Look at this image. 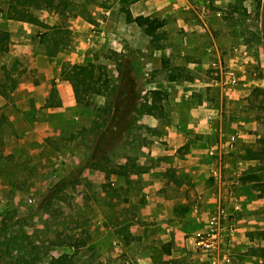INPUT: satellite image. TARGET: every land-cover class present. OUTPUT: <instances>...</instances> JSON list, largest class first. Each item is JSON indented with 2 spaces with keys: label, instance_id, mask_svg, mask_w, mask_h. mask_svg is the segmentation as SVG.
I'll list each match as a JSON object with an SVG mask.
<instances>
[{
  "label": "crops",
  "instance_id": "obj_1",
  "mask_svg": "<svg viewBox=\"0 0 264 264\" xmlns=\"http://www.w3.org/2000/svg\"><path fill=\"white\" fill-rule=\"evenodd\" d=\"M2 1L0 23L5 21L10 33L7 65L19 64L9 104L21 109L18 116L34 122L35 126L29 125L23 130L15 125L18 132L0 134V142L4 144V139L7 142L11 139L10 149L23 146L35 154L32 150L43 145L44 135L58 138L59 143L53 145L56 147L51 152L58 148L54 154L61 161L58 163L60 175H66L74 167L80 168L79 176L86 175L93 183L104 182L106 173L102 164L105 162L95 158L93 161L98 164L87 163L84 152L98 149L97 144L85 135V130L84 134L74 131L71 124L78 125L83 114L97 119L104 98L99 93H89L78 103L71 83L61 76L62 66L81 71L93 61L94 51L111 49L120 57L132 53V64L140 62L151 68H161V55L169 56L178 49L182 53H195L186 45L190 39H178L176 46L166 43L147 47L142 42L145 37L154 38L146 35L135 22H126L123 14L127 10L132 16L157 17L166 31H169L166 19L173 11L191 9L198 15L200 20L180 18L178 23L187 30H197L199 39V32L204 35L199 67L184 75L171 74L162 81L149 80L147 87L164 91L171 101L170 107L163 104L167 111L163 116L140 112L135 118L144 131L135 161L139 169L127 174L130 179L127 180L130 182L127 197L133 211L125 216L130 233L126 244L129 246L132 240L143 239L152 229L153 232L159 229L164 242L169 243L167 258H182L187 264H199L195 263L198 259L206 264L203 255L196 252L190 255L189 252H194L191 235L206 226L212 212L222 209L234 226L231 236L233 264H264V191L258 185L264 184V157L258 154L263 147L248 145L251 136L257 135L244 130L245 118L240 110L243 97L252 87L264 89L263 44L259 46L257 76L251 73L250 66L255 59L254 49L242 43L231 53H223L217 41L221 38L226 41L228 37L215 36L209 30V19H204V11L198 12L200 8L205 9L206 4L200 3L199 8L191 0H116L96 19L99 25L75 16L69 26L72 40L65 45L58 40L57 48L47 50L41 30L51 29L49 38L60 37L54 34L55 29L45 27L59 25L57 16L35 9L39 15L31 22L7 18V4ZM218 7L217 13L222 15V5ZM212 59L234 68L238 82L228 88L213 83L209 68ZM110 62L118 72L121 64ZM203 71H209V78ZM51 89H55L53 94ZM147 101L152 104V97ZM57 121L63 123L58 125ZM45 130L49 132L44 133ZM5 152L7 149L0 146V153ZM127 163L124 157L122 165L127 166ZM111 174L117 175L113 171ZM134 180L138 181L136 187ZM147 258L150 259L143 254V261Z\"/></svg>",
  "mask_w": 264,
  "mask_h": 264
},
{
  "label": "rangeland",
  "instance_id": "obj_2",
  "mask_svg": "<svg viewBox=\"0 0 264 264\" xmlns=\"http://www.w3.org/2000/svg\"><path fill=\"white\" fill-rule=\"evenodd\" d=\"M8 1L2 2L7 4ZM58 1L55 0V3ZM115 1L60 0L58 8L62 11L41 8L43 12L47 11L50 15L57 16L58 27L61 29L59 32L61 36L55 38H49L51 29L41 30L40 36L46 49L57 48L58 40L64 45L72 40L69 26L77 15L99 25L96 19L102 17L104 8ZM191 1L199 8L200 3L206 4L205 9L200 8L198 12L204 11V19H209V30L215 36L228 37L226 41L223 38L217 41L224 54L231 53L242 43L254 49L255 59L250 65L251 73L258 76L259 46L261 44L264 46V0ZM217 4L222 5L220 9L222 15L217 13L219 8ZM28 9L35 18L38 17L39 13H35L32 6ZM192 12L191 9L178 13L173 11L166 19V22L169 21L167 23L169 31L163 29L162 25L156 31L157 37L154 36V39L145 37V41H142L147 47H153L166 43L176 46L178 39L184 37L190 39L186 45L195 50H192L195 53H182L179 49L176 53H169V56L163 53L161 68L153 66L151 68L140 62L132 64V53L120 57L111 49H98L93 52L91 61L93 77L91 79L87 77L86 81L90 79L93 88L101 90L102 94L99 95L104 98V105L97 119L92 118L90 114H83L82 121L76 126L74 122L71 126L74 131L83 134L85 130V135L93 139V144L100 146L90 152L88 149L84 152V159L88 164H98L93 160L102 159L98 153L104 147L101 144H106L107 160L102 164L106 173L104 182L93 183L86 175L80 177L81 169L75 167L68 172L63 170L66 175L61 176L58 164L61 161L54 154L58 148L51 152L52 148L56 147L53 145H58V138L53 139L50 135H44L43 145H38L32 150L35 154H31L30 150L23 146L16 145L10 149L11 139L8 142L4 139V144L0 142V146L7 149L5 154L0 153V264H187L182 258H167L165 250L169 243L164 242L159 229H155V232L152 229L149 236L146 234L143 239L132 240L128 246L126 241L130 239V233L125 216L133 211V205L128 202L127 197L130 183L127 181L129 179L127 174L128 171L135 172L139 169L135 161L139 157L140 136L144 131L142 125L139 126L135 122V118L145 108L143 104H149L147 99L150 97L155 98L152 112L157 115L163 116V113L167 112L164 105L169 108L171 104L164 91L153 94L147 83L153 79L155 81L168 79L171 74L184 75L189 70H195L202 62L203 33L199 32L201 36L199 39L195 33L197 30H187L178 23L180 18L184 21H195V18L200 20L198 15ZM0 30L8 31L5 21H1ZM141 30L143 31L142 28ZM168 38L172 39L167 41ZM197 56L198 59H194ZM7 59L6 52H1L0 134L10 135L18 132L15 125L25 130L29 125L35 124L19 117L21 109L9 104L13 98L11 94L13 89L10 90V87L13 80L17 79L19 64L13 62L8 66ZM110 61L121 64L118 72L114 71ZM190 62L195 65L191 67L188 64ZM64 66L69 68L68 65ZM203 72L209 78V71ZM97 75L101 78L95 80ZM104 78L108 80L106 85L103 83ZM4 85L6 86L3 87V93L1 90ZM77 86L82 89L84 85L78 82ZM123 87L128 93L122 96L120 89ZM252 89L253 87L243 97L240 106L245 118L244 130L257 135L251 136L248 145L264 147V95L257 94ZM84 95L81 91V97ZM51 98L55 96L51 95ZM117 105L121 107L116 108ZM11 115L12 119H9ZM115 116L117 118L114 119ZM61 123L63 122L57 121L58 125ZM112 123L118 128L111 130ZM46 132L49 130L44 131ZM124 157L128 160L126 168H122ZM112 171L117 175L111 174ZM137 182L134 180L135 187L138 185ZM193 251L189 252L190 255L200 254ZM143 254L150 259L143 261ZM195 263L204 264L198 259H195Z\"/></svg>",
  "mask_w": 264,
  "mask_h": 264
},
{
  "label": "trees",
  "instance_id": "obj_3",
  "mask_svg": "<svg viewBox=\"0 0 264 264\" xmlns=\"http://www.w3.org/2000/svg\"><path fill=\"white\" fill-rule=\"evenodd\" d=\"M60 0L55 3V0H9L7 3V17L8 18H13V19H18V20H24V21H33L35 19V16L32 12L29 11V6H32L33 9H41V8H52V9H57L59 11H62L60 8ZM59 5V6H58ZM125 21L126 22H135L138 26L142 27L143 32L146 35L154 37L156 35L157 28L162 25L161 20L157 17H150V16H143V15H137V16H132L129 11L126 10L125 14ZM46 28H52L54 30V34H58L59 36L61 32V29L58 27V25H52V26H45ZM8 43H9V32L6 30H0V53L1 52H7L8 51ZM61 76L65 79H67L73 88L74 95L76 98V101L78 103L82 102L84 96L90 92L94 93H101V90L99 88H93L91 85V78L93 77V63L88 62L84 68L81 71H75L69 68H66L65 66H62L61 68ZM89 77L90 79L86 81V78ZM101 76L97 75L95 80L100 79ZM83 83V87L78 88L77 83ZM108 82L107 78L103 79V83L106 85ZM16 81L13 80V84L10 87V90L13 89L15 86ZM6 85L2 86V92L4 93L3 87ZM115 89V88H113ZM257 94L262 93L264 95V89L256 87L253 89ZM55 91V89H51V94ZM81 91L84 92V96L81 97ZM121 95H127L128 91L125 90V87L123 89H120ZM153 94H160L161 92L159 90H152ZM152 104H143L145 107L143 111L141 112H146V113H153L152 108L153 105L155 106V98L154 96L152 97ZM120 105H117L116 108H120ZM138 112V111H137ZM117 118V116L114 117V119ZM117 121V120H116ZM117 125L115 123H112L110 129L115 130L117 129ZM130 129V128H129ZM108 130V129H107ZM113 132V131H112ZM106 144H101V146H104L100 150V157L106 161L107 159V152H106ZM100 147V146H98ZM259 156L264 157V147L262 148L261 151L258 152ZM122 168H126V166L123 165ZM263 188L264 191V184H258ZM166 253L169 254V249L166 248ZM264 253V250H263Z\"/></svg>",
  "mask_w": 264,
  "mask_h": 264
},
{
  "label": "built area",
  "instance_id": "obj_4",
  "mask_svg": "<svg viewBox=\"0 0 264 264\" xmlns=\"http://www.w3.org/2000/svg\"><path fill=\"white\" fill-rule=\"evenodd\" d=\"M210 76L217 86L231 87L238 82L234 68L223 65L218 59L209 62ZM234 226L222 209L212 212L203 229L191 235L192 246L205 258L206 264H233L232 232Z\"/></svg>",
  "mask_w": 264,
  "mask_h": 264
}]
</instances>
